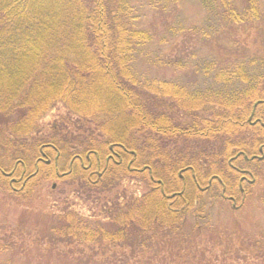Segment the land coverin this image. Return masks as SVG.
Listing matches in <instances>:
<instances>
[{"label": "trees", "instance_id": "trees-1", "mask_svg": "<svg viewBox=\"0 0 264 264\" xmlns=\"http://www.w3.org/2000/svg\"><path fill=\"white\" fill-rule=\"evenodd\" d=\"M138 1L0 0V116L9 118L0 121V170L11 171L15 162L25 166L45 144L47 158L48 152L54 158L62 155L63 146L54 140L22 143L36 131L42 115L58 104L84 119L100 120L98 132L104 139L84 145L82 157L94 151L89 154L93 161L96 156L103 161L107 146L114 144L131 152L135 167L146 166L139 173L148 180V191L112 214L113 226L68 212L49 228L58 242L112 243L121 241L128 229L149 241L166 231L180 236L188 222L200 232L209 227V215L203 211L199 187L211 180L207 190L215 184L226 194L238 191L236 169L248 170L235 162H248L242 157L258 154L264 145V53L245 54L224 66L211 60L200 69L211 74L202 86L146 76L137 60L152 35L142 26ZM148 1L152 6L163 3L162 8L180 0ZM238 1L203 0L205 23L191 31L209 39L224 28L263 23L258 0ZM170 113L190 120L174 122ZM135 137L145 138V146ZM163 137L213 140L219 146L198 155L204 161L198 164L197 155L173 158L158 152L156 142ZM143 147L149 152L144 162ZM124 163L109 164L100 180L111 179L113 168L130 172ZM184 171L193 174L190 188L178 177ZM37 175L36 169L28 174L22 198L28 197ZM150 175L160 184L151 182ZM5 181L0 172V189Z\"/></svg>", "mask_w": 264, "mask_h": 264}, {"label": "rangeland", "instance_id": "rangeland-1", "mask_svg": "<svg viewBox=\"0 0 264 264\" xmlns=\"http://www.w3.org/2000/svg\"><path fill=\"white\" fill-rule=\"evenodd\" d=\"M202 1L180 0L162 8L163 3L152 6L148 0L136 3L140 6L142 26L152 35L151 43L138 55L140 72L157 80L202 86L210 82L211 74L206 76L200 69L210 65L211 60L224 66L245 54L264 53V0H258L263 23L229 30L224 28L220 36L214 34L209 39H203L201 32L191 31L205 23L207 10ZM170 115H173L174 122L188 123L190 120L185 114ZM7 119L0 116V121ZM99 121L84 119L60 104L54 105L42 115L36 131L22 143L32 144L38 138L54 140L59 147L63 146L62 155L57 158L59 171L63 172L72 155L83 152L84 145L104 139L98 132ZM135 138L137 144L144 143L145 146V138ZM156 146L158 152H166L174 158L178 154L198 156L209 153L219 146V142L163 137ZM146 148L143 147L140 155L142 162L149 153ZM48 156V165L41 163L36 169L33 166L35 158H30L24 166L27 175L33 169L39 174L34 177L28 197L22 198V192L13 191L7 181L0 189V263L264 264V159L248 162L238 159L235 162L236 166L250 171L253 179V183L243 185L242 195L236 190L231 193L237 200V208L232 207L224 197L226 193L215 184L208 190L199 187L203 189L199 196L205 205L203 211L209 215L208 228L199 232L188 222L180 236L166 231L149 241L128 229L121 241L94 244L58 242L50 237L49 228L68 212L111 227L112 214L145 194L149 189L148 180L141 173H125L111 168V179L110 176L101 180L93 176L92 181L100 180L93 185L78 165L66 176L56 175L52 170L55 155L48 152ZM202 162L203 159L198 164ZM20 171L21 167H18ZM179 174L185 187L190 188L193 174L187 171Z\"/></svg>", "mask_w": 264, "mask_h": 264}, {"label": "flooded vegetation", "instance_id": "flooded-vegetation-1", "mask_svg": "<svg viewBox=\"0 0 264 264\" xmlns=\"http://www.w3.org/2000/svg\"><path fill=\"white\" fill-rule=\"evenodd\" d=\"M49 145H41L40 150H39V157L35 158L33 161V166L34 168H38V165L41 163L49 164L50 159L47 158L46 156V150L49 148ZM53 150L52 148H50ZM261 149V150H260ZM45 150V151H44ZM90 153L97 154L94 151L91 152H86L84 157H82L80 154L81 153H76L74 154L67 165V168L65 171L60 172L58 168V163L57 159L54 165V170L56 172V175L58 176H66L70 174L73 170V168L78 165L80 170L86 174V176L89 178L91 183L93 184L95 181H92L91 178L93 176H96L97 179L101 178L103 172L106 170V168L109 166V164H114L115 166H119L122 163V160L125 161V167L128 168L130 172L133 173H139L144 171L146 166H142V168H137L132 164L131 159L134 158L132 157L131 159H127L126 157H129L131 155V152L126 150V148L120 147V146H115L114 144H109L107 146V152L102 159L99 157H95V160L93 161L92 157L89 156ZM124 155V156H123ZM260 156H263L262 159H259ZM58 158V157H57ZM264 159V145L258 149V154L255 155L253 160H263ZM18 167H21V171L18 172ZM238 170V169H237ZM240 175L238 177V183H237V190L240 195H242L244 188L243 185L248 183L250 176L252 174L250 171H245V170H238L237 171ZM4 175V178L6 179L8 185L13 191L19 192L22 191L24 188L26 181L28 180V175L26 174L25 167L23 163H15L13 164V167L11 171H6V172H1ZM179 177L181 178L180 174L178 173ZM154 182L156 180H153ZM89 182V181H88ZM249 184V183H248ZM182 186H185V182L183 181ZM227 196H224L228 201L231 202V205L233 208H237L236 206V198L233 194H226Z\"/></svg>", "mask_w": 264, "mask_h": 264}, {"label": "water", "instance_id": "water-1", "mask_svg": "<svg viewBox=\"0 0 264 264\" xmlns=\"http://www.w3.org/2000/svg\"><path fill=\"white\" fill-rule=\"evenodd\" d=\"M252 124H254V122H253ZM261 125H263V123H261ZM260 150H261V149H260ZM262 157H263V156H260L259 159H262ZM243 159H245V160H253V159H254V156L248 158L247 156L244 155V156H243ZM248 182H249V183H253V179H252V180H249ZM208 183L210 184V180H209ZM174 195H175V194H172L171 197H174Z\"/></svg>", "mask_w": 264, "mask_h": 264}]
</instances>
